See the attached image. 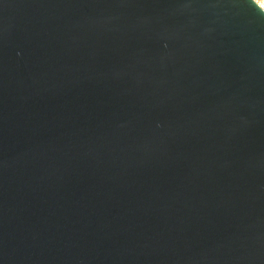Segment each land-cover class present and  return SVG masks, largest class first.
I'll use <instances>...</instances> for the list:
<instances>
[{"label": "water", "instance_id": "95a60500", "mask_svg": "<svg viewBox=\"0 0 264 264\" xmlns=\"http://www.w3.org/2000/svg\"><path fill=\"white\" fill-rule=\"evenodd\" d=\"M0 264H264L256 0H0Z\"/></svg>", "mask_w": 264, "mask_h": 264}, {"label": "rangeland", "instance_id": "374dc122", "mask_svg": "<svg viewBox=\"0 0 264 264\" xmlns=\"http://www.w3.org/2000/svg\"><path fill=\"white\" fill-rule=\"evenodd\" d=\"M257 1H258V2L260 1L259 3H261V4H263V2H264V0H257Z\"/></svg>", "mask_w": 264, "mask_h": 264}, {"label": "bare ground", "instance_id": "6f19581e", "mask_svg": "<svg viewBox=\"0 0 264 264\" xmlns=\"http://www.w3.org/2000/svg\"><path fill=\"white\" fill-rule=\"evenodd\" d=\"M256 1H257V0H256ZM257 2H258V1H257ZM259 2H260V1H259ZM259 2H258V3H259ZM259 4H260L261 6H263V4H261V3H259Z\"/></svg>", "mask_w": 264, "mask_h": 264}, {"label": "built area", "instance_id": "2783aa9c", "mask_svg": "<svg viewBox=\"0 0 264 264\" xmlns=\"http://www.w3.org/2000/svg\"><path fill=\"white\" fill-rule=\"evenodd\" d=\"M264 9V2H263V6H261Z\"/></svg>", "mask_w": 264, "mask_h": 264}]
</instances>
